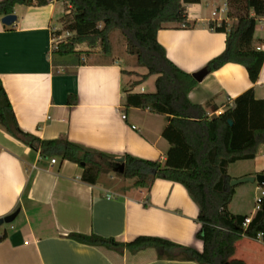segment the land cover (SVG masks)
Segmentation results:
<instances>
[{
    "label": "crops",
    "instance_id": "1",
    "mask_svg": "<svg viewBox=\"0 0 264 264\" xmlns=\"http://www.w3.org/2000/svg\"><path fill=\"white\" fill-rule=\"evenodd\" d=\"M209 1L220 3L210 14ZM225 6L224 0H201L186 6L187 21L194 29L168 25L157 32L158 44L176 67L194 74L223 52L225 34L210 31L208 23H230L226 13L212 16ZM67 8L62 1L44 7L16 6L13 26L0 22V81L20 130L40 140L65 137L115 158L163 163L169 150L162 137L166 117L125 107L127 93L154 92L156 76L142 81L146 69L135 64L125 46L124 54L115 60H104L106 55L99 54L82 58L77 66L54 60L53 37ZM253 37L257 49L263 48L257 42L264 39V18L257 20ZM250 89L256 100L264 102V62L256 83L242 66L226 64L207 74L188 99L200 106L215 105L217 111L209 117L218 116ZM70 95L76 98L72 105ZM237 164L231 173L230 167ZM227 174L232 180L264 175V146L254 159L229 165ZM81 176L80 166L42 156L0 127V218L19 210L0 232V264H196L159 260L154 249L131 254L68 239L69 234H81L127 243L147 236L202 251L196 238L198 208L180 184L158 179L147 191L113 173L102 175L93 186L83 183ZM114 179L117 182H111ZM260 196L264 198V185L240 184L234 188L228 211L253 218ZM233 258L264 264V237H242Z\"/></svg>",
    "mask_w": 264,
    "mask_h": 264
},
{
    "label": "trees",
    "instance_id": "2",
    "mask_svg": "<svg viewBox=\"0 0 264 264\" xmlns=\"http://www.w3.org/2000/svg\"><path fill=\"white\" fill-rule=\"evenodd\" d=\"M52 1L67 5L68 13L61 17L60 23H64L65 30L72 35L68 42L53 50L54 60L65 61L71 56L67 60L80 65L74 47L82 44L93 48L99 43L101 52L109 54V34L118 31L125 40L127 53L135 58L138 67L147 71L141 80L156 76L154 92L127 93L125 107L166 117L162 137L169 144V150L165 160L162 163L124 156L118 163L114 156L71 143L65 137L40 140L25 133L16 122L1 81L0 127L42 156L59 157L61 161L80 166L81 181L91 186L97 184L102 175L112 173L117 178L133 180V187L147 191L158 179L180 184L198 208L196 238L202 243V251L147 236L127 243L95 235L69 234L67 238L79 244L127 250L131 254L154 249L159 260L244 264L233 258L235 244L242 237H264V198L260 199L258 210L244 228L248 217L228 211L235 187L230 186L232 179L227 168L238 161L254 159L258 148L264 146V102L256 100L250 89L235 98L222 114L209 117L217 107L189 101L188 96L198 83L192 74L180 70L167 58L156 39L157 32L167 29L168 25H172V29H194V24L187 21L186 6L201 0H0V17L12 15L16 6L44 7ZM224 1L230 23L209 22L208 29L225 34V48L201 70L210 74L226 64H237L245 68L249 80L256 83L264 62V39L258 40L263 48L257 49L253 36L257 20L264 18V0ZM75 99L70 95L68 103L72 105ZM121 165L123 173H115Z\"/></svg>",
    "mask_w": 264,
    "mask_h": 264
},
{
    "label": "rangeland",
    "instance_id": "3",
    "mask_svg": "<svg viewBox=\"0 0 264 264\" xmlns=\"http://www.w3.org/2000/svg\"><path fill=\"white\" fill-rule=\"evenodd\" d=\"M209 2H210L209 6L207 8L208 14H210L211 10L214 9V7L219 6V4H220L217 1L216 2L215 1L214 2L209 1ZM71 36L72 35L65 30V24L61 23L59 31H57L56 35L53 37V39H54L53 50H57L58 46L61 43L68 42V40L71 38ZM109 44H110V52H109V54H106L105 57H102V58H104V60H108L110 57L112 60H115L124 54V46L126 47V43H125L123 36L120 34V32L112 31L109 34ZM74 48H75V52H76V55H77L79 60H82V58L88 59L91 56V54H99L101 56L105 55L104 53L101 52V49L99 47V43H97L93 48L89 47L86 44L76 45ZM126 52H127V50H126ZM69 58H72V57L67 56V59H69ZM135 64H136V62H135ZM145 89L148 91L150 88L148 86H145ZM261 148H262V146H261ZM54 158L59 159V157H54ZM239 165L240 164H237V165L230 167L231 173H233L234 169H236L237 166H239ZM111 182H117V180L114 179ZM8 226H9L8 224H4V225L0 226V232H2L5 228H8Z\"/></svg>",
    "mask_w": 264,
    "mask_h": 264
},
{
    "label": "water",
    "instance_id": "4",
    "mask_svg": "<svg viewBox=\"0 0 264 264\" xmlns=\"http://www.w3.org/2000/svg\"><path fill=\"white\" fill-rule=\"evenodd\" d=\"M17 17L12 14V15H7L1 18L0 22L3 26L5 27H11L13 24L16 22ZM207 72L205 70H199L198 72L192 74L193 79L197 82L200 83L206 76ZM231 124V122H229ZM116 161L118 163L122 162V158H117ZM115 173L122 174L123 173V166L121 165L118 169L114 170ZM256 182L258 185H264V175H257L255 177H244V178H239V179H233L230 181V186L231 187H236L240 184L244 183H254ZM19 213V210H16L12 214H9L5 217L0 218V226L4 224H11L15 218L17 217Z\"/></svg>",
    "mask_w": 264,
    "mask_h": 264
},
{
    "label": "built area",
    "instance_id": "5",
    "mask_svg": "<svg viewBox=\"0 0 264 264\" xmlns=\"http://www.w3.org/2000/svg\"><path fill=\"white\" fill-rule=\"evenodd\" d=\"M221 13H227V7H226V6L224 7V9H223V8H222V9L220 8V9L214 10V11L212 12V16L214 17V16L219 15V14H221ZM218 20H219V19H218ZM123 118H124V117H123ZM51 163L54 164V163H55V160L52 159V160H51ZM107 197H110V196L107 195ZM261 198H263V196H260L259 198L256 199V202H255V209H256V210H258V208H259V204H260V199H261ZM250 221H251V218H250V217L246 218V219L244 220L243 227L246 228V227L250 224ZM260 237H261V236L258 235V238H260Z\"/></svg>",
    "mask_w": 264,
    "mask_h": 264
}]
</instances>
